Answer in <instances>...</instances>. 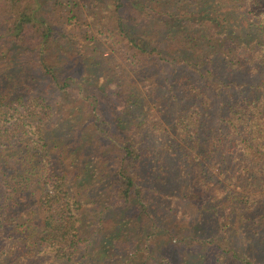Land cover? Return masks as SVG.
<instances>
[{
	"label": "trees",
	"instance_id": "1",
	"mask_svg": "<svg viewBox=\"0 0 264 264\" xmlns=\"http://www.w3.org/2000/svg\"><path fill=\"white\" fill-rule=\"evenodd\" d=\"M0 264H264V0H0Z\"/></svg>",
	"mask_w": 264,
	"mask_h": 264
},
{
	"label": "rangeland",
	"instance_id": "2",
	"mask_svg": "<svg viewBox=\"0 0 264 264\" xmlns=\"http://www.w3.org/2000/svg\"><path fill=\"white\" fill-rule=\"evenodd\" d=\"M72 10H73V13H77V14L79 13L80 14V20H84L85 15H84L83 9L80 5L79 6L75 5L72 8ZM71 26L72 25H67L66 29L68 30ZM78 32L80 33V31H78ZM81 39H83V38L79 37V42H82ZM94 53L98 57H101V55L104 56L107 54V49H105V47L102 46L100 43H96V48L94 50ZM104 57H105V63H107L108 66L112 67V65L115 63L116 60H114L112 57L110 58L108 55L104 56ZM131 234H132V236H134L133 233H131ZM163 237H164V235H160V237L155 236L153 238L155 241H151L152 245H150V246L152 247L153 254H158V253L162 254L164 252H167V251H165L167 249V246H165V244H167V238L166 237L163 238ZM136 239H137V237H136ZM139 242L142 244L141 239L139 240ZM175 253H177V252H175ZM175 253H174V256H176ZM176 259L177 258L175 257V260Z\"/></svg>",
	"mask_w": 264,
	"mask_h": 264
}]
</instances>
